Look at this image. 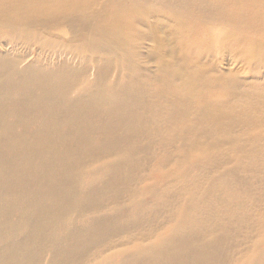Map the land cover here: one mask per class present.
Listing matches in <instances>:
<instances>
[{
    "label": "bare ground",
    "instance_id": "1",
    "mask_svg": "<svg viewBox=\"0 0 264 264\" xmlns=\"http://www.w3.org/2000/svg\"><path fill=\"white\" fill-rule=\"evenodd\" d=\"M0 264H264V0H0Z\"/></svg>",
    "mask_w": 264,
    "mask_h": 264
}]
</instances>
